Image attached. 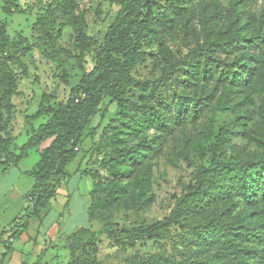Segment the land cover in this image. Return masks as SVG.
I'll use <instances>...</instances> for the list:
<instances>
[{
	"label": "rangeland",
	"instance_id": "1",
	"mask_svg": "<svg viewBox=\"0 0 264 264\" xmlns=\"http://www.w3.org/2000/svg\"><path fill=\"white\" fill-rule=\"evenodd\" d=\"M42 1L51 3L55 10L51 43L56 52L63 53V72L57 69L52 49L32 29L40 6L37 0H18L19 8L28 12L11 14L3 12L0 0L8 46L17 50L26 68L23 74L20 66L8 61L18 76L9 125L15 153L20 152L32 129L48 119V115L36 119L26 116L33 115L41 102L45 107L53 101L66 102L70 88L92 68L95 50L119 9L117 0H76L86 12L85 30L94 41L92 49L77 61L72 48L77 32L61 12L62 0ZM171 2L178 4L179 10L174 11ZM153 16L132 70L137 82L129 89L126 112L108 97L103 98L100 112L83 130L79 155L67 166L73 216L83 219L89 207L92 218L83 222L87 232L79 243L73 244L69 235L55 245L51 264H126L133 258L157 254L165 257L164 264H236L219 244L199 247V238L189 227L218 214L220 202L216 207L190 213L180 224L165 227L154 236H147L142 229L164 220L198 176L206 177L202 176L206 167L215 162H253L264 153V0H155ZM243 36L245 42L240 46L235 40ZM213 42L229 43L226 51L215 47L211 57L219 64H235V72L240 70L237 64L246 66L243 77L238 78L241 70L232 79L219 78L220 70L207 77L199 73L201 52ZM154 109L162 114L164 126L138 121H148ZM102 132L115 136L110 141L112 147L129 148L142 142L155 147L140 165L113 162L107 171L100 163L103 152L97 149L107 141ZM49 142L29 150L18 165L0 171V221L9 222L23 211L27 204L24 195L32 185L27 172ZM123 169L127 178L111 174ZM82 172L94 176L97 200L118 181L115 200L91 203L86 191L93 179ZM237 195L231 187L229 215L247 206L245 220L253 221L260 230L259 237L240 240L248 251L245 264H264V201L245 205ZM63 199L59 195L52 207Z\"/></svg>",
	"mask_w": 264,
	"mask_h": 264
},
{
	"label": "trees",
	"instance_id": "2",
	"mask_svg": "<svg viewBox=\"0 0 264 264\" xmlns=\"http://www.w3.org/2000/svg\"><path fill=\"white\" fill-rule=\"evenodd\" d=\"M37 2L40 6L32 29L39 33L52 49L57 69L63 72L60 59L63 53L56 52L51 43L54 38L52 25L55 20V10L51 3L42 0H37ZM116 2L119 9L115 18L106 28L101 46L95 50L92 68L83 72L79 81L70 88L65 103L53 101L51 106L45 107L41 102L33 115L26 116V119H36L48 115V119L39 124L37 128L32 129L19 153L11 150L13 138L9 129L12 118L11 97L15 93L18 76L8 61L20 66L23 74H26V68L19 59L17 50L8 46L6 25L0 19V171L5 172L10 165H16L24 158L29 150L37 149L44 141L50 140L49 144L41 150L39 159L33 168L27 172L33 179L31 188L24 195L28 205L24 209V213L14 219V225L8 236L9 240L24 231L30 219H40L41 213L47 209L51 200L56 196L57 189L70 177L67 166L79 155L78 145L82 141L83 130L90 119L100 112L102 99L108 97L110 102H115L123 113L126 112L129 89L137 82L132 75V70L139 60L141 41L153 23L155 0H117ZM171 7L174 11L180 8L174 2H171ZM2 10L8 14L16 11L28 12L26 8H19L18 0H3ZM61 12L77 32L72 48L77 53L75 56L77 61H81L83 55L90 51L94 44L93 39L85 30L86 12L79 7L76 0H62ZM245 38L244 36L237 38L235 42L241 46L244 44ZM21 39L27 41L25 38ZM248 42L252 43L251 40ZM227 45L229 47L227 42H213L212 45L205 48L204 52H201L203 59L199 73L203 77L219 70V78L229 77L232 79L239 74L240 70L242 74H239L238 78L243 77L245 72L243 70L247 69L246 66L237 64L240 70L235 72L233 69L235 64L228 62L219 64V60L211 57L210 52L216 51L215 47H221L223 51H226ZM53 100H55L54 96ZM192 107H195L194 103ZM138 121L148 125L156 123L158 126H164L165 123L160 111L155 109L152 110L148 121L140 119ZM102 137L107 141L97 149L99 152H103L100 163L107 171H110L113 162L124 166L140 165L155 147L148 142H142L129 148L112 147L110 141H113L115 136L102 132ZM83 173L90 175L93 179L92 189L88 193L91 203L94 201L106 203L115 200L116 191L120 186L118 181L103 199L97 200L95 193L98 190V184L94 176L89 172ZM111 174L117 178L128 177L125 169L116 170ZM204 174L202 176L206 177L198 176L195 184L188 187L187 192L164 220L147 225L142 231L147 236H154L165 227L174 223L180 224L188 218L190 213L209 209L210 206L216 207L220 202L222 208L218 214L210 217L203 224L190 225L189 227L198 236L199 247L219 244L236 264H245L244 256L248 255V251L240 240L259 237L260 230L253 221L245 220L244 211L247 210V206L234 212L232 215L235 217L231 218L229 209H231L232 203L227 202L232 196L228 197V194L231 192V187H234L238 194L236 197L238 200L242 198L245 205L264 201V153L253 162H215L204 169ZM87 214L90 221L92 215L89 207H87ZM239 214L244 215L238 218ZM86 232L85 227H80L69 234L70 239H73V244L79 243ZM164 262L165 257L157 254L146 258H133L126 264H164Z\"/></svg>",
	"mask_w": 264,
	"mask_h": 264
},
{
	"label": "crops",
	"instance_id": "3",
	"mask_svg": "<svg viewBox=\"0 0 264 264\" xmlns=\"http://www.w3.org/2000/svg\"><path fill=\"white\" fill-rule=\"evenodd\" d=\"M10 167L12 166H9L7 170ZM82 174L88 175L83 172ZM67 180L57 189L56 196L51 200L47 209L41 213L40 219H30L24 231L12 237L11 240L8 239V236L14 225V219L24 213L28 203L24 206L23 211L9 222L0 221V264H51L50 259L57 248L55 245L76 229L86 227L83 222L89 221L87 209L85 216L79 211L80 209L75 210V212L78 211L79 216H83V219L78 220L77 217L73 216L72 211L74 209L70 208L73 192L67 189ZM62 186L64 187L63 191H61ZM92 186L86 193H89ZM59 195L64 197L63 202L53 208L52 201Z\"/></svg>",
	"mask_w": 264,
	"mask_h": 264
}]
</instances>
